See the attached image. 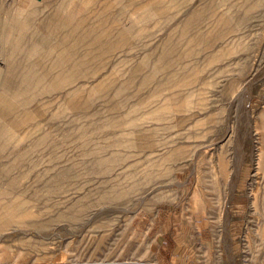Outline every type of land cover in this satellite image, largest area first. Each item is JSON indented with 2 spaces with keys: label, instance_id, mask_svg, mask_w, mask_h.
Wrapping results in <instances>:
<instances>
[{
  "label": "rangeland",
  "instance_id": "374dc122",
  "mask_svg": "<svg viewBox=\"0 0 264 264\" xmlns=\"http://www.w3.org/2000/svg\"><path fill=\"white\" fill-rule=\"evenodd\" d=\"M0 90V264H264V0H0Z\"/></svg>",
  "mask_w": 264,
  "mask_h": 264
},
{
  "label": "bare ground",
  "instance_id": "6f19581e",
  "mask_svg": "<svg viewBox=\"0 0 264 264\" xmlns=\"http://www.w3.org/2000/svg\"><path fill=\"white\" fill-rule=\"evenodd\" d=\"M45 1V0H44ZM74 6V5H73ZM74 9V8H73ZM71 10V9H70ZM63 14V13H62ZM55 15V14H54ZM66 15V14H65ZM4 106V100H3V97H2V94H1V90H0V110L1 108H3ZM258 152V151H257Z\"/></svg>",
  "mask_w": 264,
  "mask_h": 264
},
{
  "label": "crops",
  "instance_id": "0c3cea01",
  "mask_svg": "<svg viewBox=\"0 0 264 264\" xmlns=\"http://www.w3.org/2000/svg\"><path fill=\"white\" fill-rule=\"evenodd\" d=\"M179 240H181V237L179 238Z\"/></svg>",
  "mask_w": 264,
  "mask_h": 264
}]
</instances>
